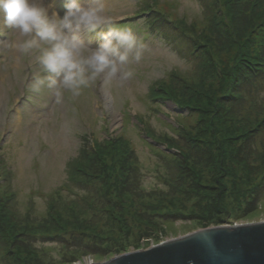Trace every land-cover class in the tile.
Here are the masks:
<instances>
[{"label": "rangeland", "instance_id": "374dc122", "mask_svg": "<svg viewBox=\"0 0 264 264\" xmlns=\"http://www.w3.org/2000/svg\"><path fill=\"white\" fill-rule=\"evenodd\" d=\"M143 1L145 6L141 0H103L107 14L113 17L109 26L121 30L132 28L143 42L142 59L139 62L130 59L127 65L133 72L132 77L122 87H116L111 79L106 80L102 75L83 89L79 97L73 98L65 92L59 101L56 90L46 85L39 92L30 91L39 67L31 56L5 46L13 42V34L0 17V198H4L11 212V219L8 218L5 225L8 229L0 226V264H92L202 228L204 224H214L199 217L166 221L156 214L146 216L140 213L142 207L138 203L136 211L120 209L116 199L121 196L114 195L112 202L107 201L104 184L95 176L98 174L93 175V181L87 178L89 185L72 178V161L78 157L84 134L97 140L118 134L130 139L140 165L132 176L139 178L146 191L166 189L167 181L174 176L164 166L167 160H161L150 149L147 141L151 140L137 126V115L147 120L157 133L167 131V123L163 121L176 124L174 117L186 115L187 111L162 99L152 100L149 107L150 86L156 80L171 77L172 72L192 77L202 62L188 54L185 42L176 38L179 31L173 24L163 25L157 31L146 21L154 13L135 15L142 7L147 8L146 0ZM167 1L175 5L170 9L174 10L173 15H186L191 20L197 16L202 18L204 1L209 0ZM81 2L88 4L95 0ZM238 7L240 13L249 15L244 4L239 3ZM57 8L63 14V0H57ZM81 35L92 46L100 42L99 33ZM174 83L178 85L181 81L176 78ZM263 93L261 91V95ZM261 101L264 102V97ZM256 110L251 111L253 116ZM262 118L263 114L253 121ZM190 120L191 116L184 119L185 123L192 122ZM249 123L243 129H249ZM157 146L165 149L163 144ZM259 146H264L263 140ZM258 163L260 170L247 187L249 193L263 187L256 178L264 175V159ZM90 166L87 168H92ZM230 166H233L231 170L240 167L237 160ZM112 173L114 170L110 169L109 178ZM209 173L208 170L207 176ZM215 183L216 180L212 182ZM221 183L216 188L217 193L223 191L226 179ZM239 183L244 185L245 182ZM185 189L187 186H179V191L186 193L181 199L190 204L185 211L189 212L193 210V203L188 200L191 194ZM262 189L253 209L237 213L236 221L264 218V187ZM137 194L133 191L126 201L136 199ZM228 208L234 211L233 204H228ZM224 214L230 215L226 211ZM162 221L157 231L156 222ZM146 228L147 232H152L151 236L146 234ZM13 235L15 238L11 240Z\"/></svg>", "mask_w": 264, "mask_h": 264}, {"label": "trees", "instance_id": "16d2710c", "mask_svg": "<svg viewBox=\"0 0 264 264\" xmlns=\"http://www.w3.org/2000/svg\"><path fill=\"white\" fill-rule=\"evenodd\" d=\"M146 3L147 8L142 7L135 15L154 13L146 21L157 31L163 25L173 24L179 31L175 36L185 42L188 54L202 62L192 77L172 72L171 77L156 80L150 86L147 94L149 107L154 100L162 99L187 111L186 115L174 117L176 124L163 121L167 123V131L157 133L147 120L137 115V126L151 140H146L150 149L161 160H167L164 166L174 176L167 181L166 189H155L160 194L146 191L139 178L132 176L140 165L130 139L118 134L97 140L84 134L78 157L72 161V178L77 183L89 185L87 178L93 181V175L98 174L95 176L104 184L107 201L112 202L114 195L116 198L121 196L116 199L120 209L136 211L138 203L142 207L141 214L154 217L156 214L166 221L199 217L214 225L233 224L238 218L237 213L253 209L258 192L264 187V175H261L256 180L261 181L263 187L252 193L247 191L250 181L259 173L258 161L264 159V146H259L262 140L264 142V102L261 101L264 97V93L261 95L264 91V0L204 1L202 18L197 16L191 20L186 15H173L174 10H170L175 8L173 2L146 0ZM239 3L245 5L248 16L240 13ZM176 78L181 84L174 83ZM256 108L253 116L251 111ZM262 114V119L253 121ZM188 116L192 122L185 123ZM246 120L251 127L245 130ZM158 144L174 151L162 150ZM205 160H208L206 164L203 163ZM235 160L240 167L231 170L233 166L230 165ZM110 169L114 170L110 175L112 178L108 174ZM208 170L211 173L207 176ZM78 175H83L84 179H77ZM223 179H226L224 189L217 193L216 188ZM215 180L217 184H212ZM240 181H244V185ZM181 185L187 186L185 191L191 194L188 199L193 203L191 214L185 212L190 204L181 199L183 194L186 195L184 190L179 191ZM135 190L139 196L126 201L125 198ZM228 204H233L234 211L228 208ZM7 208L4 198H0V226L5 230L11 214ZM225 211L230 213L228 217ZM163 222H156L157 231ZM151 233L146 234L151 236ZM13 238L15 235L11 240Z\"/></svg>", "mask_w": 264, "mask_h": 264}, {"label": "clouds", "instance_id": "9594fccd", "mask_svg": "<svg viewBox=\"0 0 264 264\" xmlns=\"http://www.w3.org/2000/svg\"><path fill=\"white\" fill-rule=\"evenodd\" d=\"M63 8L61 14L57 0H0V17L13 34L5 46L31 56L39 67L30 91L46 85L56 90L57 101L65 92L75 98L102 75L122 87L133 75L130 59H142L143 42L132 28L109 26L113 17L103 0H63ZM84 32L99 33L100 42L90 45Z\"/></svg>", "mask_w": 264, "mask_h": 264}, {"label": "water", "instance_id": "95a60500", "mask_svg": "<svg viewBox=\"0 0 264 264\" xmlns=\"http://www.w3.org/2000/svg\"><path fill=\"white\" fill-rule=\"evenodd\" d=\"M92 264H264V218L204 224Z\"/></svg>", "mask_w": 264, "mask_h": 264}]
</instances>
